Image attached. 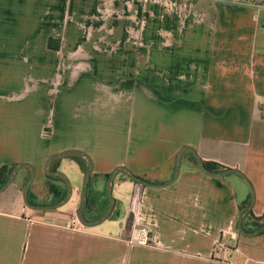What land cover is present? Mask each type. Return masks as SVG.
Listing matches in <instances>:
<instances>
[{"label": "crops", "instance_id": "crops-1", "mask_svg": "<svg viewBox=\"0 0 264 264\" xmlns=\"http://www.w3.org/2000/svg\"><path fill=\"white\" fill-rule=\"evenodd\" d=\"M95 73L103 80L78 83ZM13 74L55 102L36 121L37 135L48 126L51 142L40 156L21 158L34 166V179L43 176L44 155L79 149L90 156L97 189L118 165L163 181L185 150L171 183L142 185L148 244L128 241L136 180L125 170L113 176L108 216L84 230L56 222L78 210L85 156L47 163L77 173L71 197L57 207L27 212L9 187L13 179L0 191H7L0 197V264L264 260V228L241 237L237 228L239 207L251 199L248 182L236 171L208 174L193 158L210 169L242 170L254 192L249 211L263 213L264 0H0V165L11 156L7 103L23 95L1 92ZM85 87L96 91L90 101L76 96Z\"/></svg>", "mask_w": 264, "mask_h": 264}, {"label": "rangeland", "instance_id": "rangeland-1", "mask_svg": "<svg viewBox=\"0 0 264 264\" xmlns=\"http://www.w3.org/2000/svg\"><path fill=\"white\" fill-rule=\"evenodd\" d=\"M10 76H11V85L7 87L6 90H3L1 92L6 93L7 95H11V94L13 95L23 94V95L20 98H15L16 100H12L7 103L8 104L7 113H8V117L11 119L10 121H7L8 123L7 132L9 134V137H8L9 139L7 140L8 141L7 147H8V150L11 156L9 160L4 162L7 164V168H6L7 174L11 166L15 162L23 161L21 160V158L23 157L30 158L32 156L34 157L40 156L39 152H42L41 150H42L43 143H45L46 141L47 143L51 142L50 139H52L51 138L52 136L50 132H47L48 126L47 127L43 126L41 128V131L39 132L40 136L37 135L36 121L38 119L45 118L47 109L50 106L53 109V106H54L53 104L55 103L54 101H49V99H47V94H45L44 91L42 92L40 90L38 92L34 90V87L31 84L32 82L31 80L22 81V78L20 79L19 74H13ZM102 80L103 79H101L100 73H95L93 76L88 75L86 77L80 78L78 83H81V85L87 86L90 82L97 83V81H102ZM87 91H88V88L86 90V87H85V91L84 90L82 91L80 88H76V92H77L76 96L79 98V95H81V97L85 98L84 100L90 101V98H93L96 91L94 88H92L88 94H87ZM85 93L87 94V97L85 96L86 95ZM3 100L0 99V102H2ZM68 108H74V106L73 107L68 106ZM79 112L80 110L78 109L77 113ZM59 116H62V115L58 111H56L54 114V119H58ZM0 128H1V123H0ZM31 153H33V155ZM49 155L50 154L44 155V158L40 160V163L42 160H44L43 161V164H44ZM60 159L61 157L51 159V161L48 163V166H54V165L56 166V164L59 163ZM62 160L69 161L70 159L63 158ZM64 172L68 175L70 179L74 178L78 182V178H76L77 173L75 172V170L71 169L70 167H66ZM30 173H31V170L29 167L27 166L21 167L17 175L15 176L14 180L9 184L10 186L8 185L9 187L14 189L15 194L19 196V198L22 200V202L24 203L25 210L27 212L28 211L30 212L31 209L24 202L23 187L27 179L29 178ZM42 175L43 176H40L34 179V181L32 182L31 188H30L31 189L30 192H31V196L33 199L42 201V202H48L51 200L53 194H50L51 192L49 191L47 186H48L49 181H54L55 179L50 177L51 175L46 174L44 171H42ZM61 179L65 183V191H66V182L63 178ZM80 182L82 183V178ZM6 193L7 191L4 193H0V197H3V195H5ZM241 210H239L238 215ZM238 232L240 233V237H241L243 233H241L239 229H238ZM235 246L240 248L239 243H236ZM235 246H233V248Z\"/></svg>", "mask_w": 264, "mask_h": 264}, {"label": "water", "instance_id": "water-1", "mask_svg": "<svg viewBox=\"0 0 264 264\" xmlns=\"http://www.w3.org/2000/svg\"><path fill=\"white\" fill-rule=\"evenodd\" d=\"M184 148L180 149L176 155V160H175V167L173 170L172 175L163 181H150L140 175H137L135 173H133L130 169H128L126 166L124 165H118L116 166L112 171H110L106 182H105V189L109 198V203L106 207V209L95 219H87L86 216L84 215V207L87 201V184L88 181L90 179V175H91V170H92V163H91V159L90 156L85 153L82 150L79 149H65L63 151H59L56 153H52L48 156V158L46 159L45 163H44V171L45 173L49 174V175H57L62 177L65 182H66V191L65 194L58 200L56 201H52V202H41V203H32L30 202L29 198H28V191L30 188V185L34 179L35 176V169L34 166L28 162V161H17L13 164L10 172L8 173V176L6 178V180L4 181V183L2 185H0V191L3 190L16 176V173L18 172V170L23 167V166H27L30 168L31 173L29 178L27 179L24 187H23V199L25 204L33 209H40V208H53V207H57L60 206L62 204H64L66 201H68V199L71 197L72 192H73V187H72V183H71V179L67 176V174L58 169V168H48L47 167V163L49 162V160H51L52 158L55 157H60V156H66V155H71V154H79V155H83L87 158L88 160V167L86 169V171L84 172L83 178H82V183H81V199H80V205L78 207L77 210V214L80 218V220L85 224V225H94L97 224L99 222H101L102 220H104L108 214L110 213V211L112 210L113 204H114V197L112 195L111 192V185H112V179L113 176L120 170H125L127 171L130 176L144 184V185H154V186H163L166 184L171 183L175 177L178 174V171L180 169V164H181V159H182V154L184 152ZM196 160L198 162L199 167L206 173L208 174H224L230 171H236L238 173H240L244 179L248 182L250 189H251V199L248 205H246L239 213L238 218H237V228L241 231V233L245 234V235H249V234H255L258 233L262 228H264V224H262L261 226L257 227L256 229L253 230H247L244 226H243V218L246 216V214L248 213L251 204H252V199L254 196V192L252 189V185L250 183V181L248 180V178L246 177V175L243 173L242 170H240L239 168L236 167H224V168H220V169H210L206 166V164L204 163V161L201 159V157L196 153Z\"/></svg>", "mask_w": 264, "mask_h": 264}, {"label": "trees", "instance_id": "trees-1", "mask_svg": "<svg viewBox=\"0 0 264 264\" xmlns=\"http://www.w3.org/2000/svg\"><path fill=\"white\" fill-rule=\"evenodd\" d=\"M50 45H51V41H50ZM73 156L76 157L77 159H82V158H80L81 156H78V155H73ZM193 158H194V161L196 162V165L199 167L194 156H193ZM205 164L207 166H209L206 162H205ZM12 166H11V168H12ZM6 168H7L6 163H3L0 165V185H2L4 183V181L6 180V178L8 176V174L6 172ZM11 168H10V170H11ZM210 168H212V167H210ZM213 168H215V166H213ZM10 170H9V172H10ZM108 175H109L108 172L103 173V176L105 178H107ZM95 176H96L95 173H93L90 176V180H89V183L87 186V201H86V204L84 207V215L86 216L87 219L97 218L106 209V207L108 205V201H109L105 187H103L101 189H97L94 187L93 182L95 180ZM50 177H52V176H50ZM52 178H55V177H52ZM47 187H48L49 191L53 194L51 200L48 202L56 201V200L60 199L65 194V186H61L54 181H49ZM28 198H29L30 202H32V203L42 202V201H38V200L33 199L31 196L30 190L28 191ZM243 207H244V205L240 206L239 210H241ZM246 221H248V222L250 221V223H251L250 227L246 226V224H245ZM262 224H264V210L260 216H254V215H252L251 211H249L246 214V216L244 217L243 226L247 230H253V229L261 226ZM263 231H264V229L261 230V232H263Z\"/></svg>", "mask_w": 264, "mask_h": 264}, {"label": "built area", "instance_id": "built-area-1", "mask_svg": "<svg viewBox=\"0 0 264 264\" xmlns=\"http://www.w3.org/2000/svg\"><path fill=\"white\" fill-rule=\"evenodd\" d=\"M142 183L136 181L134 190L130 197V210L132 212V221L130 224V233L128 241L130 243L148 244L152 241V233L150 228L142 223L139 217V209L141 203V188ZM58 225L67 227L74 230H84L86 225L80 220L77 211L70 212L61 222H56ZM233 248V247H232ZM235 251H239V248L235 246ZM252 258L246 257L243 260V264H264V260L256 259L252 263Z\"/></svg>", "mask_w": 264, "mask_h": 264}, {"label": "bare ground", "instance_id": "bare-ground-1", "mask_svg": "<svg viewBox=\"0 0 264 264\" xmlns=\"http://www.w3.org/2000/svg\"><path fill=\"white\" fill-rule=\"evenodd\" d=\"M68 176V175H67Z\"/></svg>", "mask_w": 264, "mask_h": 264}]
</instances>
